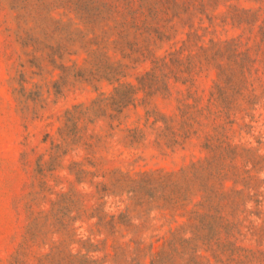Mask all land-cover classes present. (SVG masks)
Instances as JSON below:
<instances>
[{"label": "rangeland", "instance_id": "obj_1", "mask_svg": "<svg viewBox=\"0 0 264 264\" xmlns=\"http://www.w3.org/2000/svg\"><path fill=\"white\" fill-rule=\"evenodd\" d=\"M245 211L264 0H0V264H264Z\"/></svg>", "mask_w": 264, "mask_h": 264}, {"label": "trees", "instance_id": "obj_2", "mask_svg": "<svg viewBox=\"0 0 264 264\" xmlns=\"http://www.w3.org/2000/svg\"><path fill=\"white\" fill-rule=\"evenodd\" d=\"M257 166L258 164H255V167ZM258 204L260 206L261 202L259 201ZM245 212L246 216L243 220H238L230 228L229 226L225 227L227 237L235 239L234 242L229 241L226 246L229 247L233 253L239 248L242 249L236 244L237 240H239L240 238H256L260 254L259 256L261 257V261L264 262V218L262 217L264 212L261 211L260 214H255L254 211ZM255 215L257 219L253 218L255 217ZM259 220H262L261 223L259 222ZM252 253V256H256V254H254V251H252Z\"/></svg>", "mask_w": 264, "mask_h": 264}]
</instances>
